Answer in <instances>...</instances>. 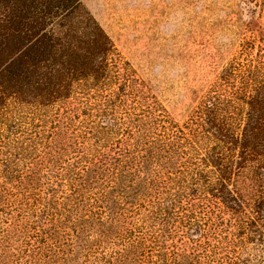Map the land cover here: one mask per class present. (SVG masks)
<instances>
[{
	"label": "trees",
	"instance_id": "obj_1",
	"mask_svg": "<svg viewBox=\"0 0 264 264\" xmlns=\"http://www.w3.org/2000/svg\"><path fill=\"white\" fill-rule=\"evenodd\" d=\"M249 63L178 122L82 0H0V264H250L263 44Z\"/></svg>",
	"mask_w": 264,
	"mask_h": 264
},
{
	"label": "rangeland",
	"instance_id": "obj_2",
	"mask_svg": "<svg viewBox=\"0 0 264 264\" xmlns=\"http://www.w3.org/2000/svg\"><path fill=\"white\" fill-rule=\"evenodd\" d=\"M82 2L178 122L189 117L232 65L238 70L228 79L227 90L238 92L245 66L264 45V14L256 0ZM248 42L255 44L251 52ZM242 106L243 114L247 106ZM261 231L241 250L250 264H264Z\"/></svg>",
	"mask_w": 264,
	"mask_h": 264
}]
</instances>
